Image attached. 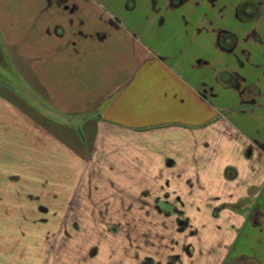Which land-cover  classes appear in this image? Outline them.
Returning <instances> with one entry per match:
<instances>
[{
  "label": "crops",
  "instance_id": "crops-1",
  "mask_svg": "<svg viewBox=\"0 0 264 264\" xmlns=\"http://www.w3.org/2000/svg\"><path fill=\"white\" fill-rule=\"evenodd\" d=\"M237 1L0 0V264L98 257L96 245L84 250L50 219L52 200L60 208L67 190L36 187L53 183L50 174L19 172L29 158L23 147L20 156L22 142L30 152L35 143L58 152L59 161L72 149L42 127L28 92L54 117L98 120L92 177L123 184L126 213L132 192L144 212L195 209L220 232L219 243L197 241L203 263L216 244L224 264H264L241 234L264 225V3L256 16L238 12ZM126 250L123 263L157 262L140 247Z\"/></svg>",
  "mask_w": 264,
  "mask_h": 264
},
{
  "label": "rangeland",
  "instance_id": "rangeland-1",
  "mask_svg": "<svg viewBox=\"0 0 264 264\" xmlns=\"http://www.w3.org/2000/svg\"><path fill=\"white\" fill-rule=\"evenodd\" d=\"M3 61L6 59L2 58ZM3 66L7 67V65ZM25 89L22 90L27 93L28 91ZM28 95L38 101L37 104L42 108L38 111L40 113L42 110L43 115L40 113L41 118L37 119L42 127L48 132H55L58 137L59 135L60 137L65 136L68 146H71L72 149L68 150L65 161L62 159L59 161L58 152L41 151L37 143L30 152V147L27 145L29 149L26 150L21 139L20 156L24 154L23 147L29 158H20L19 172L37 176L50 174L52 180H55L53 183H37L36 187L45 186L52 191L67 190V198L60 208L58 205H54L52 200L51 214L53 215H50V219L53 223L66 225L71 238L81 239L84 250H89L91 245H96L98 247V257L94 259L97 260L96 264H109L113 258H116L115 264H127L129 259L123 263L122 256L123 251L130 247L131 256H133L134 250L139 247L146 250L147 256H153L155 261L157 260L153 264L174 262L173 260L178 256H182V259L176 264H207L203 263V247L197 245V241H202L205 236L212 242L219 243L220 233L217 225L209 222L208 216L197 213L195 209L188 210L187 208L184 214L165 213L159 215L152 210L144 212L143 209H140L143 204L141 198H138V192H132L130 204L133 211L130 214L126 213L124 206H127V201L122 196L123 184L101 182L99 177H97L99 181H96V177H92L94 171L91 167L90 150L94 133L97 132L98 120L90 114H84L79 118L54 117L53 114L56 113L47 112L49 108L42 96L35 97L29 92ZM35 116L38 117L37 113ZM64 165H66L65 171H63ZM102 170L107 172L108 168H99L100 174L104 172ZM105 172L104 175H107ZM64 174L66 182H59V179L63 180L65 177ZM6 185L9 184L4 183V186ZM132 185L137 186L138 184ZM95 202L98 203V209L94 208ZM198 203H202V200H190L192 205ZM3 217L0 216V220L4 219ZM248 218L253 220L254 216H248ZM218 225L219 228L230 226ZM257 226L261 231H254L251 224L245 226V228H249L244 231L246 233H242V229L240 231L243 235L248 234L246 238L249 240L245 239V244L252 251L253 257L262 258L261 260L264 262V225ZM221 233L226 232L222 231ZM139 240L145 242L146 245L141 244ZM192 241L195 243L187 244ZM128 249L125 254H129ZM220 252L222 251L219 246L216 244L212 246L211 262L208 264H224L222 256L219 257ZM131 262L135 264V261ZM226 264L236 263L229 258Z\"/></svg>",
  "mask_w": 264,
  "mask_h": 264
},
{
  "label": "flooded vegetation",
  "instance_id": "flooded-vegetation-1",
  "mask_svg": "<svg viewBox=\"0 0 264 264\" xmlns=\"http://www.w3.org/2000/svg\"><path fill=\"white\" fill-rule=\"evenodd\" d=\"M178 1V0H177ZM180 1V0H179ZM215 1V0H214ZM223 1V0H222ZM226 2H227V4L229 3V2H232L233 0H225ZM237 3V5H238V12H240V9L242 10V11H244V9H246V10H249V15L250 14H252V15H258V11L256 12V9L258 8V7H256V6H259V4L260 3H264V0H239V1H237L236 2ZM256 8V9H255ZM256 15V16H257ZM256 16H254V17H256ZM116 26H118L117 24H115ZM256 91V88H253V87H251V89H250V94H253L254 92ZM246 98V100H252L251 99V97H249L248 95H246L245 96ZM255 219V218H254ZM253 219V220H254Z\"/></svg>",
  "mask_w": 264,
  "mask_h": 264
}]
</instances>
